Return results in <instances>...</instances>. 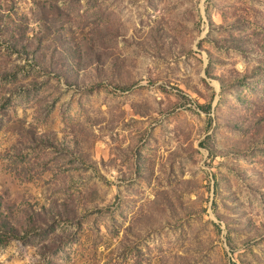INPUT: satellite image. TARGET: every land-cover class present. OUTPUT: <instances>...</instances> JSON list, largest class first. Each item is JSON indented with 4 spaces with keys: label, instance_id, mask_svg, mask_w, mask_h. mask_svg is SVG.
I'll list each match as a JSON object with an SVG mask.
<instances>
[{
    "label": "rangeland",
    "instance_id": "rangeland-1",
    "mask_svg": "<svg viewBox=\"0 0 264 264\" xmlns=\"http://www.w3.org/2000/svg\"><path fill=\"white\" fill-rule=\"evenodd\" d=\"M0 264H264V0H0Z\"/></svg>",
    "mask_w": 264,
    "mask_h": 264
}]
</instances>
